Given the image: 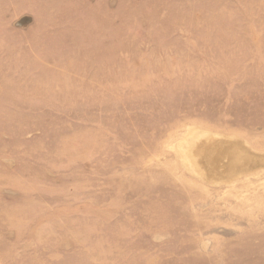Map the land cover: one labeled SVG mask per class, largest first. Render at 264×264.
Wrapping results in <instances>:
<instances>
[{
  "label": "rangeland",
  "instance_id": "rangeland-1",
  "mask_svg": "<svg viewBox=\"0 0 264 264\" xmlns=\"http://www.w3.org/2000/svg\"><path fill=\"white\" fill-rule=\"evenodd\" d=\"M263 157L264 0H0V264H264Z\"/></svg>",
  "mask_w": 264,
  "mask_h": 264
},
{
  "label": "bare ground",
  "instance_id": "bare-ground-1",
  "mask_svg": "<svg viewBox=\"0 0 264 264\" xmlns=\"http://www.w3.org/2000/svg\"><path fill=\"white\" fill-rule=\"evenodd\" d=\"M183 140H184L182 141L183 144H181V142L180 144L183 146L184 152L187 154L189 160L192 162V164L196 168L200 169L204 173V175H206L209 178H220L222 176L229 175L231 173L233 174L244 173V171L247 168L258 170L256 168L258 167V162L260 160L256 159V157L252 155L251 149L246 145V143H244V141L241 138H239L238 136L234 134L233 135L226 134V133L217 132V130H211V129L201 130L199 126H190L186 129V134H184ZM191 182H194V181H191ZM263 183L260 182V184H263ZM228 190H230V188Z\"/></svg>",
  "mask_w": 264,
  "mask_h": 264
}]
</instances>
